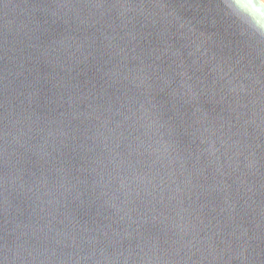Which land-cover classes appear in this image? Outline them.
<instances>
[{
  "label": "water",
  "instance_id": "obj_1",
  "mask_svg": "<svg viewBox=\"0 0 264 264\" xmlns=\"http://www.w3.org/2000/svg\"><path fill=\"white\" fill-rule=\"evenodd\" d=\"M0 264H264V2L0 0Z\"/></svg>",
  "mask_w": 264,
  "mask_h": 264
},
{
  "label": "bare ground",
  "instance_id": "obj_2",
  "mask_svg": "<svg viewBox=\"0 0 264 264\" xmlns=\"http://www.w3.org/2000/svg\"><path fill=\"white\" fill-rule=\"evenodd\" d=\"M262 2H264V0H261Z\"/></svg>",
  "mask_w": 264,
  "mask_h": 264
}]
</instances>
